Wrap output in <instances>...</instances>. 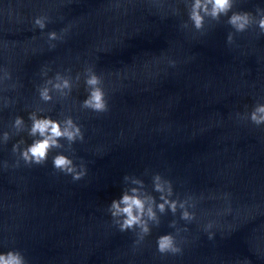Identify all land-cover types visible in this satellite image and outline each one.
I'll use <instances>...</instances> for the list:
<instances>
[{"label": "clouds", "instance_id": "obj_1", "mask_svg": "<svg viewBox=\"0 0 264 264\" xmlns=\"http://www.w3.org/2000/svg\"><path fill=\"white\" fill-rule=\"evenodd\" d=\"M184 2L188 9V18L193 27L198 31L204 28L206 18L218 22L222 16H228L234 6V0H184ZM257 12L260 13V18L255 20V23L261 32H264V12L260 9H257ZM46 19V17H38L34 23L40 29H44ZM253 22L254 17L249 12H232L227 20V23L236 32L245 31ZM184 27H187V24ZM48 38L49 40H56L58 39V35L53 31L48 33ZM227 39L231 43L233 39L231 33ZM85 77L88 96L82 102L81 107L98 113L106 112L108 110V104L106 93L102 87L103 81L101 77L91 67L85 69ZM77 80H79V76H77ZM71 88L72 82L70 78H66L57 73L55 82L52 79L47 80L45 85L39 89V95L41 100L48 102L53 98L51 95L53 90L62 96H66ZM249 118L256 125L264 124V104H257L250 113ZM29 119L31 126L27 128V132L30 137L34 138L32 143L28 144L22 150L20 149V145L24 144L23 140L13 145V152H19L20 158L28 165L45 164L49 153L53 149L65 147L61 144V140H66L68 143L66 151H71L72 144L77 140H83L81 127L71 116L63 120H54L46 116L38 117L36 112H32L29 114ZM13 127L17 134L24 131L26 126L23 118L17 116L14 119ZM9 138V133L5 132L3 140L7 142ZM52 163L54 169L71 175L74 181H78L86 175V168L83 163L77 166L74 160L68 155L58 153L53 157ZM125 179H129V177H125ZM131 182L134 185H139V187H132L125 190L120 198L111 201L108 208L114 222L119 225L120 231L135 230L138 228L139 238L143 239L145 235L150 233V222L159 224L158 212L163 214L166 210H170L175 214L178 207L183 210L181 214L182 219H193V214L186 208L188 201L170 199L173 195L171 182L163 179L159 174L154 176L153 184L154 190L160 193V203H157L151 194L143 190L144 185L140 179L133 178ZM175 225V221H172L170 224L171 227H175ZM157 245L158 251L162 254L167 252L178 253L180 251V248L176 245L175 237L172 234L159 236ZM0 264H26V261L20 251L10 250L6 253H0Z\"/></svg>", "mask_w": 264, "mask_h": 264}]
</instances>
